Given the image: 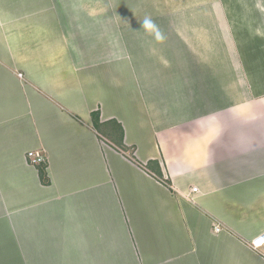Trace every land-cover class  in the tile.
I'll return each mask as SVG.
<instances>
[{"label":"crops","instance_id":"crops-1","mask_svg":"<svg viewBox=\"0 0 264 264\" xmlns=\"http://www.w3.org/2000/svg\"><path fill=\"white\" fill-rule=\"evenodd\" d=\"M262 231L264 0H0V264H264Z\"/></svg>","mask_w":264,"mask_h":264},{"label":"trees","instance_id":"trees-1","mask_svg":"<svg viewBox=\"0 0 264 264\" xmlns=\"http://www.w3.org/2000/svg\"><path fill=\"white\" fill-rule=\"evenodd\" d=\"M92 120H93L94 127L97 130L101 131L102 123L100 121V112L99 111L92 112ZM112 122H113L114 129H116L117 131H120V133L122 134L123 133V131H122L123 129H122L121 125L119 123H117L115 120H113ZM121 144H122V148H124L123 143H121ZM153 162L154 161L149 162L147 164V167L150 168V166L152 165ZM46 166H47V163H42V164L38 165L39 173H40V175H41V177H42V179H43V181L45 183L48 182ZM159 175H160V173H159Z\"/></svg>","mask_w":264,"mask_h":264},{"label":"built area","instance_id":"built-area-1","mask_svg":"<svg viewBox=\"0 0 264 264\" xmlns=\"http://www.w3.org/2000/svg\"><path fill=\"white\" fill-rule=\"evenodd\" d=\"M28 157L30 160L33 161V163H41L45 160V157L36 151H29ZM194 191H197V187L193 188ZM219 229V228H218ZM251 246L254 249L260 250L264 248V231L257 234L252 240H251Z\"/></svg>","mask_w":264,"mask_h":264},{"label":"clouds","instance_id":"clouds-1","mask_svg":"<svg viewBox=\"0 0 264 264\" xmlns=\"http://www.w3.org/2000/svg\"><path fill=\"white\" fill-rule=\"evenodd\" d=\"M148 22L146 21V24H147Z\"/></svg>","mask_w":264,"mask_h":264}]
</instances>
